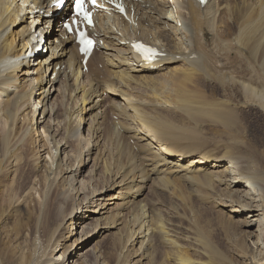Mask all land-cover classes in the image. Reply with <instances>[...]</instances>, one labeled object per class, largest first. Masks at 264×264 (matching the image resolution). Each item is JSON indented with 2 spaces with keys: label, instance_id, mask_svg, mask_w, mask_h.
<instances>
[{
  "label": "bare ground",
  "instance_id": "obj_1",
  "mask_svg": "<svg viewBox=\"0 0 264 264\" xmlns=\"http://www.w3.org/2000/svg\"><path fill=\"white\" fill-rule=\"evenodd\" d=\"M54 1L0 0V178L13 180L22 153H34L32 184L0 213L1 228L14 207L36 210L11 263L88 264L90 241L118 229L132 264H151L157 240L175 264H199L146 203L183 183L206 187L209 203L239 225L240 257L264 264V148L247 138L254 115L264 118V0H120L128 18L95 14L99 47L87 71L62 27L71 4L59 11ZM135 41L158 49L154 62L135 53ZM159 75L172 87L152 88ZM209 132L222 140L207 152ZM117 153L128 162L116 164Z\"/></svg>",
  "mask_w": 264,
  "mask_h": 264
},
{
  "label": "rangeland",
  "instance_id": "obj_2",
  "mask_svg": "<svg viewBox=\"0 0 264 264\" xmlns=\"http://www.w3.org/2000/svg\"><path fill=\"white\" fill-rule=\"evenodd\" d=\"M162 76L159 77V79L161 78L159 80L160 82L158 81V83L153 85L152 88L159 87L161 82H163L160 84L161 87L162 85L165 87H172L170 80H167ZM161 87L156 89H161ZM109 113L110 112H108V115ZM56 115L61 116V118L59 117L58 120H62L63 115ZM109 116L112 117L108 119ZM109 116H106L108 117L107 125H111V119L114 122L116 118L115 114H111ZM253 118L254 120L249 130V137H247V135L246 137L248 139L250 138L255 143V145H260L262 148H264V118L257 115H254ZM109 128L110 126H108L107 129L110 131L113 130V128ZM205 128L206 127H204L202 130L204 134L208 129ZM113 132H115V130H113ZM207 135H209L207 136V139H211L206 140L209 141L208 143L206 142L207 144L205 145V148L208 152V150L215 147V141L218 140L219 142L222 140V138L215 137L214 134L212 135V132H209V134L207 133ZM246 137H243L244 142ZM112 140H109L110 145L114 143V140ZM132 142L133 140L131 139L130 144L133 146L134 143ZM37 145L39 148L40 146H43V143H38ZM111 148H115V146L110 147V152L113 151ZM33 156L34 153L31 149L22 153V161L13 180L10 178L9 172H5L1 176L0 213L2 210H7L9 208V199L12 200L15 196L22 197V192L26 193V189L32 184L29 180V177L31 176V172H33L34 169L31 164L33 161ZM116 156L118 157L116 164L119 165L127 163L128 158L130 157L129 154L122 156L118 153ZM109 161L111 162V157L108 162ZM112 162L114 161L112 160ZM70 163H75V160L72 159ZM88 171L89 170H85L82 172L77 179L81 180L83 177L82 174H87ZM174 185L167 188L165 191L162 190L161 194L158 193V197H156V195H151L147 199L148 202L146 203L149 209L152 211L153 218H159L156 221L159 220L158 222L165 226L168 233L170 232L169 235H172L170 238L176 241V243L180 246V250L192 261H196L199 264H246L247 262L244 261V258L240 257V250L243 241H241L239 238V225L238 223H234L233 220H230L233 223L230 222V218L228 219V216L220 210L221 208L219 209L218 207H214L212 203H209L210 201L208 195L210 191H207L208 189L204 186L202 187V185L199 187L198 185L191 187L190 185H184L183 183H177ZM170 190H173V192ZM163 192L164 194H162ZM12 203L14 204L15 201ZM113 207H115V204L111 205L110 208ZM10 210L11 209H9V212ZM12 211L16 213V216L4 222V225H1L0 228V264H12V261L17 262L14 254L18 252L19 247H25L27 245L26 241L29 235L34 232V217L36 216V210L33 211L32 208H29L28 206L26 207L25 204H22L18 207H14ZM6 230L8 231L9 236H12L10 239L12 244H9L5 238L4 232H6ZM75 231H77V236L72 237L73 239H68L67 241L70 240L69 242L66 241L68 245L71 244L70 242H72L74 239H80V227L78 226ZM117 231L118 229L109 230L106 232L104 231L90 241L91 243L86 247L87 250L84 253V257L88 259V264H132L134 261L136 262V259H134L132 255L125 258L123 257V254L120 253L122 244L118 241L117 234H114ZM59 237L60 236L56 237V239ZM152 249L151 257H153V259L151 264H175L174 259H170V257L168 258L170 254H173V252L167 244L160 243L157 240L156 244H154V248ZM147 261L143 263L150 264L147 263Z\"/></svg>",
  "mask_w": 264,
  "mask_h": 264
},
{
  "label": "snow or ice",
  "instance_id": "obj_3",
  "mask_svg": "<svg viewBox=\"0 0 264 264\" xmlns=\"http://www.w3.org/2000/svg\"><path fill=\"white\" fill-rule=\"evenodd\" d=\"M83 3H84V0H76V7H77V10L78 11H82L83 10ZM91 41H86V44L88 46H91Z\"/></svg>",
  "mask_w": 264,
  "mask_h": 264
}]
</instances>
